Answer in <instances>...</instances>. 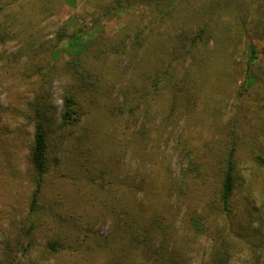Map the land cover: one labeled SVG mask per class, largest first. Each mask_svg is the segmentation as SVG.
I'll use <instances>...</instances> for the list:
<instances>
[{"label":"trees","instance_id":"obj_1","mask_svg":"<svg viewBox=\"0 0 264 264\" xmlns=\"http://www.w3.org/2000/svg\"><path fill=\"white\" fill-rule=\"evenodd\" d=\"M234 2L92 0L93 16L137 14L134 17L138 19L139 26L131 31L121 26L117 40H109L103 46L108 48L106 52L118 48V53L125 54L126 58L142 56L137 69L132 68L131 80L134 73L142 75L155 71L144 60L152 39L160 46L168 43L172 48L171 66L183 64L181 57L189 60L180 75L168 67L163 77L147 74L145 78L154 81L155 86L160 82L168 83L173 91L181 87L184 81L188 89L187 106L193 114H200L194 105L199 94L195 81L191 80L196 76L205 77L209 68H212L216 78L229 76L227 63H231L232 56L240 53L244 59L243 89L238 91L232 124L224 130L231 133L228 138L225 133L221 136L223 145L211 148L209 140L204 138L206 134L192 127L185 137L180 136L172 145V155H179L177 173L163 161L157 162L142 154L152 162V186L149 180H119L118 186L123 185L127 191L119 197L104 196L102 208L94 217L95 221H110V231L98 236L94 224L89 220L80 222L71 212L72 206L65 203L62 195L65 190L60 189L56 177V170L62 166L65 158L85 166L87 170L91 159L100 166L105 163L104 160L98 161V153L96 156L94 152L91 155L86 152V158L79 154L83 148L89 150L94 143L93 138L90 139L89 127L83 123L81 109L83 92L93 78V68L90 72L87 67L81 66V61H75L68 67L70 81L63 90L60 122L56 125L48 85L62 67L54 64L56 58L52 51V55L49 54L44 61L41 57L39 64L34 63L38 55L35 51L45 49L41 40L44 29L41 23L53 11L52 0H0V46L14 41L20 47L18 52L8 55L0 52V62L9 65L22 57L26 58L25 69L19 78L28 83L31 97L24 103L20 115L23 113L22 117L32 124L33 129L27 153V170L32 188L27 207L21 211L15 207L18 195H14V210L8 218L5 237L0 241L3 247L0 264H46L50 261L53 264H98V257L104 258L103 264H194L193 255L199 250L198 239L202 236L209 239L210 248L197 264H232L234 256L239 255L237 247L240 250L246 248L252 235H260V241H263V230L253 226L251 220L240 219L233 224L232 218H236L234 210L239 207L236 200L241 179L237 170V152L241 145L239 138L247 141L256 134L258 137L262 131L259 126H247L250 113L238 114L241 113L244 92L248 93L256 83L254 93L258 99L255 100V107L264 108V78L258 80L253 74L259 48L263 49L264 55V0L252 1L251 15H248V7L243 4L231 7ZM144 22L149 24L146 29ZM190 24L193 30H189ZM79 36L76 33L69 39L70 44L79 46L78 52L73 51L74 55L86 53L92 47V44L80 42ZM208 39L213 41V48L204 47ZM61 40V36H58L55 42ZM239 41L243 42L244 47L240 52L236 48ZM102 53L104 55L105 50ZM85 56L89 57L88 54ZM134 97L133 93H128L130 101L135 100ZM172 105L174 108L176 103L172 102ZM1 113L0 109V118ZM19 126L16 125L15 130L7 136L12 144H17L19 137H25ZM163 133L156 135L157 147L152 150L154 156L161 145ZM254 142L255 139L252 140ZM262 153L256 154V160L264 163ZM3 155L0 175L13 180L10 189L13 194H18L17 159L11 150H3ZM51 165L55 167L50 177ZM108 171L101 169L99 176L107 175ZM175 191L177 195H173ZM182 206L184 211L181 215L178 211ZM248 208L245 206L244 212H249ZM244 228L251 232H244ZM242 240L244 243H241ZM253 244L255 246L256 243ZM33 253L37 254L38 261ZM249 260L251 263L248 264H264V254L252 249Z\"/></svg>","mask_w":264,"mask_h":264},{"label":"rangeland","instance_id":"obj_2","mask_svg":"<svg viewBox=\"0 0 264 264\" xmlns=\"http://www.w3.org/2000/svg\"><path fill=\"white\" fill-rule=\"evenodd\" d=\"M252 1L235 0L231 7H239L240 4H243L248 7V15H251L249 13L253 7ZM52 8V13L41 23L44 28L41 40L44 42L45 49L35 51L38 55L34 63L39 64L41 57L44 61L49 54L52 55L54 52L56 58L54 64L59 68L62 67L48 85L50 102L54 109L53 122L56 125L60 122L62 94L70 81L67 72L68 67L75 61H81V66L87 67L90 72L93 68L91 74H93L94 79L92 78L88 87L84 89L81 109L83 111V123L89 127L90 139L93 138L94 143L92 142L93 146L89 150L83 148L79 154L86 158V152H89L90 155L94 152L96 156L98 153L100 156V158L96 157L98 161L104 160L105 162L100 166L91 159L89 161L91 163L90 168L87 170L85 166H79L78 163L65 158L62 166L56 170V175H58L56 177L60 189L65 190V193L62 194L65 203L72 206L71 212L79 218L80 222L84 223L89 220L90 223L94 224L97 235L104 236L110 231V221L103 219L95 221L94 215L102 208L105 195L119 197L127 191L123 185L118 186L119 180H124V178L134 182L136 180H149L152 186L150 180V177L153 176L151 175L152 162L144 155L157 162L163 161L164 164L170 166L174 173H177L179 171V155H172V145L180 139V136L185 137L194 126L206 134L204 138L209 140L211 148L223 145L221 136L225 133L226 138H228L231 133V131L224 132V130L232 124V117L237 107L238 91L243 89L244 59L240 53L232 56L231 63H227L229 76L216 78L212 68H209L205 77L196 76L191 80L192 82L195 81L198 88L197 95L199 94L194 105L198 107L200 114H193L190 112L191 108L189 109L187 106L188 89L184 81L181 87H177L173 91L168 83L160 82L156 83L157 86H155L154 81L145 78L147 74L151 76L158 74L163 77L162 74L168 67L173 73L180 75L182 68L189 62L188 59L185 60L181 57L180 62L183 64L171 66L169 61L173 50L168 43L160 46L155 39H152L144 60L155 71L142 75L134 73L132 80V68L137 69L142 61V56L139 54L135 59L126 58L125 54L118 53V48H113L110 52H106L108 48H103L107 41L117 40L121 26H126L130 31L133 30V27L139 26L138 19L134 17L137 15L136 12L121 17L93 16L92 0H52ZM148 25L146 22L143 23L145 29ZM188 27L189 30H193L191 24ZM76 33L80 35V42H84L86 45L92 44L86 53L73 54V51L74 53L78 52L79 46L70 44L69 39L71 35ZM58 36H61L62 40L55 42ZM51 44H53L52 47ZM204 47L206 49L213 48V41L211 39L206 40ZM236 48H239L240 52L241 48H244L243 42L239 41ZM19 49V44L14 41L0 46V52L4 51V54L7 55L18 52ZM102 50H105L104 55ZM262 51L263 49L259 48L258 59L253 67V74L258 77V80L264 78V55ZM86 54L89 55L88 58L87 56L84 57ZM25 60L26 58L22 57L9 65L0 62V109L2 110V118H0V167L4 163L2 160L4 157L3 150H11L12 155L17 159L19 171L18 194H13L10 189L13 180L9 177L5 179L3 174L0 175L1 242L5 237L8 218L14 210V204H12L14 195H18V203H15V207L21 211L27 207V199L32 188L30 174L27 170V153L33 129L32 124L27 123L26 119L22 117L23 113L20 115L24 103L31 97L28 83L19 78L25 69ZM190 71L192 72L193 69ZM256 84L250 88L248 93L244 92L241 98V113L239 112L238 115L250 113L247 126H259L262 131L260 130L258 137L256 134L254 138L247 141H242L241 137L239 138L241 145L237 152V170L241 179L236 194L239 207H235L234 213L237 216L235 219L232 218V222L237 224L240 219H249L253 226L260 231L263 230L264 235V163L256 160V154L263 152L264 155V108L261 110L255 107L257 103L255 100L258 99L255 98L254 93ZM130 92L135 95V100L130 101L128 98ZM152 100L154 104H152ZM172 102L176 103L174 108ZM130 110H132L131 113ZM218 110L220 111L219 114ZM229 121H231L230 124H228ZM16 125H20L19 128L22 129L25 137H19L17 144H12L7 136L15 130ZM162 132L164 133L161 145L154 156L152 150L157 147L156 135ZM254 139L255 142L252 143ZM211 154H213L212 151ZM54 167L50 166V177L53 175ZM101 169L109 170L108 174L100 177ZM141 176L143 178L140 179ZM110 183L114 185L110 186ZM173 195H177L176 191ZM245 206H248V210H250L247 213L244 212ZM183 211L184 206L179 209L178 214L182 215ZM243 230L244 232H251L247 228ZM248 236L245 235V237ZM198 241L199 250L193 252L194 264L202 260L210 248V241L207 237L202 236ZM254 242L256 243L255 246ZM241 243L244 241L242 240ZM247 244L248 246L241 250L237 247L239 255L234 256L232 264L251 263L249 256L252 249H256L258 254H264V239L260 241V235L259 237L252 235ZM1 249L3 247L0 243V251ZM33 256L38 261L37 254L33 253ZM96 262L103 264L104 258L98 257ZM46 264H53V261Z\"/></svg>","mask_w":264,"mask_h":264}]
</instances>
